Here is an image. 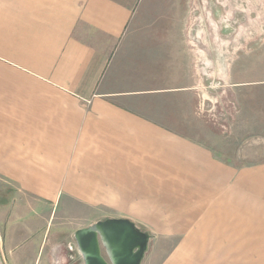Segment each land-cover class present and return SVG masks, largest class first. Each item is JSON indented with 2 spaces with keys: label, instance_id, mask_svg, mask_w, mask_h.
Here are the masks:
<instances>
[{
  "label": "crops",
  "instance_id": "0c3cea01",
  "mask_svg": "<svg viewBox=\"0 0 264 264\" xmlns=\"http://www.w3.org/2000/svg\"><path fill=\"white\" fill-rule=\"evenodd\" d=\"M153 5L0 0V179L132 220L166 247L158 264H264V161L236 166L170 126L200 99L168 63L182 20L149 29Z\"/></svg>",
  "mask_w": 264,
  "mask_h": 264
},
{
  "label": "rangeland",
  "instance_id": "374dc122",
  "mask_svg": "<svg viewBox=\"0 0 264 264\" xmlns=\"http://www.w3.org/2000/svg\"><path fill=\"white\" fill-rule=\"evenodd\" d=\"M150 1L149 29L170 16V34L182 20L184 44L168 63L182 65L186 83L195 84L190 95L200 99L198 112L186 106L185 122L170 126L236 166L264 161V0ZM116 216L67 199L44 202L0 179L1 264H65V245L74 246L77 230ZM151 241L144 264H158L166 252ZM57 248L61 262L52 257Z\"/></svg>",
  "mask_w": 264,
  "mask_h": 264
},
{
  "label": "water",
  "instance_id": "95a60500",
  "mask_svg": "<svg viewBox=\"0 0 264 264\" xmlns=\"http://www.w3.org/2000/svg\"><path fill=\"white\" fill-rule=\"evenodd\" d=\"M74 240L83 264H143L152 236L132 220L110 218L77 230Z\"/></svg>",
  "mask_w": 264,
  "mask_h": 264
},
{
  "label": "flooded vegetation",
  "instance_id": "af4514ba",
  "mask_svg": "<svg viewBox=\"0 0 264 264\" xmlns=\"http://www.w3.org/2000/svg\"><path fill=\"white\" fill-rule=\"evenodd\" d=\"M66 236H60V239L63 241V243L65 242L66 244ZM73 240H74V236H73ZM74 244H75V240H74ZM73 245L70 243L67 242V244L65 245V248H67V251L63 252L64 254V261L65 264H69V262H82L83 263V260H82V257L76 253V251L73 249L72 247Z\"/></svg>",
  "mask_w": 264,
  "mask_h": 264
}]
</instances>
